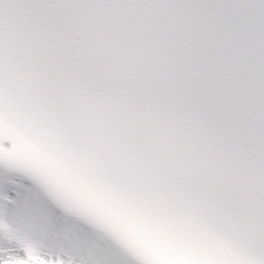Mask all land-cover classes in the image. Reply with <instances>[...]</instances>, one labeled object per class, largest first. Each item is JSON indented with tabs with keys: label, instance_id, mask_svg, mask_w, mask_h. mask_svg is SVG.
Returning <instances> with one entry per match:
<instances>
[{
	"label": "snow or ice",
	"instance_id": "1",
	"mask_svg": "<svg viewBox=\"0 0 264 264\" xmlns=\"http://www.w3.org/2000/svg\"><path fill=\"white\" fill-rule=\"evenodd\" d=\"M0 264H264V0H0Z\"/></svg>",
	"mask_w": 264,
	"mask_h": 264
}]
</instances>
